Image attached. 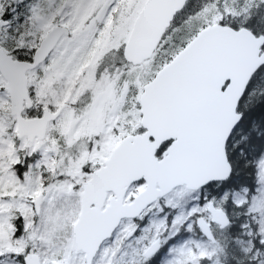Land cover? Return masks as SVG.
<instances>
[{
    "label": "snow or ice",
    "instance_id": "snow-or-ice-1",
    "mask_svg": "<svg viewBox=\"0 0 264 264\" xmlns=\"http://www.w3.org/2000/svg\"><path fill=\"white\" fill-rule=\"evenodd\" d=\"M0 264H264V0H0Z\"/></svg>",
    "mask_w": 264,
    "mask_h": 264
}]
</instances>
